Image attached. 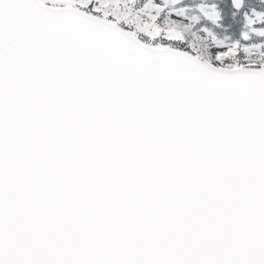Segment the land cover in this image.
<instances>
[{
    "label": "snow or ice",
    "instance_id": "1",
    "mask_svg": "<svg viewBox=\"0 0 264 264\" xmlns=\"http://www.w3.org/2000/svg\"><path fill=\"white\" fill-rule=\"evenodd\" d=\"M0 264H264V0H0Z\"/></svg>",
    "mask_w": 264,
    "mask_h": 264
}]
</instances>
